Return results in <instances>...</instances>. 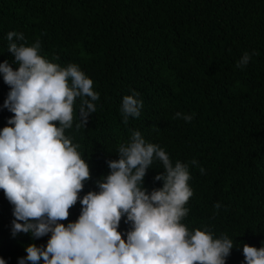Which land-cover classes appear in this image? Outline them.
<instances>
[{"label": "trees", "instance_id": "16d2710c", "mask_svg": "<svg viewBox=\"0 0 264 264\" xmlns=\"http://www.w3.org/2000/svg\"><path fill=\"white\" fill-rule=\"evenodd\" d=\"M10 31L22 32L20 43L28 46L39 40L49 60L78 64L100 93L86 127H76L77 98L73 127L66 130L90 165L81 197L99 190L96 182L110 172L107 161L118 159V146L139 130L173 164L190 165L193 196L182 222L233 239L238 247L226 264H244V244L262 246L264 0H0V63L13 60ZM245 52L252 58L238 67ZM133 89L143 108L125 124L122 99ZM9 91L0 75V126L14 115L2 107ZM177 112L193 118H177ZM162 171L161 162L151 165L148 190L163 186L155 180ZM3 199L0 190V257L18 264L27 245L46 246L50 234L13 237L14 206ZM81 207L78 201L61 222L75 221ZM125 219L121 232L131 227Z\"/></svg>", "mask_w": 264, "mask_h": 264}, {"label": "clouds", "instance_id": "9594fccd", "mask_svg": "<svg viewBox=\"0 0 264 264\" xmlns=\"http://www.w3.org/2000/svg\"><path fill=\"white\" fill-rule=\"evenodd\" d=\"M6 38L13 60L0 63L10 86L2 107L14 115L0 126V190L14 206L13 237L50 234L46 246L27 245L18 264H226L238 247L233 239L207 227L190 230L182 222L193 196L190 165L173 164L166 150L139 130L118 146V159L107 161L110 172L96 182L99 190L81 197L90 165L66 130L73 127L77 98L76 127H86L100 93L78 64L62 66L42 55L39 40L20 43L25 36L16 31ZM251 58L245 52L237 66H247ZM142 108L133 89L122 99L123 122L139 118ZM176 117L193 118L180 112ZM155 161L163 165L155 176L163 186L148 190L144 179ZM78 201L79 217L65 225L61 221ZM122 218L131 225L126 232L119 230ZM243 254L244 264H264V242L259 248L244 244ZM0 264H7L5 258Z\"/></svg>", "mask_w": 264, "mask_h": 264}]
</instances>
